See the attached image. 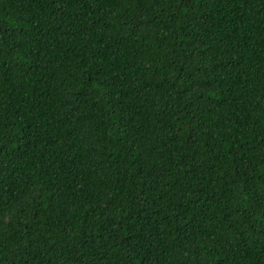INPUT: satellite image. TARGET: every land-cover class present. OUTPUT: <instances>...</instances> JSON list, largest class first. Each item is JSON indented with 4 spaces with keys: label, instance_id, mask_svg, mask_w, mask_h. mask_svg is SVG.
<instances>
[{
    "label": "trees",
    "instance_id": "trees-1",
    "mask_svg": "<svg viewBox=\"0 0 264 264\" xmlns=\"http://www.w3.org/2000/svg\"><path fill=\"white\" fill-rule=\"evenodd\" d=\"M0 264H264V0H0Z\"/></svg>",
    "mask_w": 264,
    "mask_h": 264
}]
</instances>
